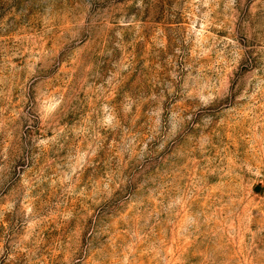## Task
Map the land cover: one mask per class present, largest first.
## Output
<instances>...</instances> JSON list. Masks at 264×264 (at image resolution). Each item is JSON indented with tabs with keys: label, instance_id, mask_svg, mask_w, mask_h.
Here are the masks:
<instances>
[{
	"label": "rangeland",
	"instance_id": "374dc122",
	"mask_svg": "<svg viewBox=\"0 0 264 264\" xmlns=\"http://www.w3.org/2000/svg\"><path fill=\"white\" fill-rule=\"evenodd\" d=\"M0 264H264V0H0Z\"/></svg>",
	"mask_w": 264,
	"mask_h": 264
},
{
	"label": "water",
	"instance_id": "95a60500",
	"mask_svg": "<svg viewBox=\"0 0 264 264\" xmlns=\"http://www.w3.org/2000/svg\"><path fill=\"white\" fill-rule=\"evenodd\" d=\"M257 190H259V187H257Z\"/></svg>",
	"mask_w": 264,
	"mask_h": 264
}]
</instances>
